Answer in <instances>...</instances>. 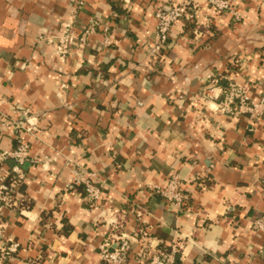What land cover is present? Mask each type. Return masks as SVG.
<instances>
[{"label":"crops","instance_id":"1","mask_svg":"<svg viewBox=\"0 0 264 264\" xmlns=\"http://www.w3.org/2000/svg\"><path fill=\"white\" fill-rule=\"evenodd\" d=\"M182 1L0 0V122H14L0 154L29 147L0 227V251L19 250L0 264H105L100 247L121 235L127 264L173 249L179 264H264L253 228L264 216V117H229L215 109L222 97H204L214 78L216 97L229 82L264 94V0L237 3L238 19L198 0L149 61L157 9ZM74 11L79 29L100 27L62 61L38 36L62 35ZM92 173L104 182L97 204L75 185ZM175 174L181 209L155 193Z\"/></svg>","mask_w":264,"mask_h":264},{"label":"built area","instance_id":"2","mask_svg":"<svg viewBox=\"0 0 264 264\" xmlns=\"http://www.w3.org/2000/svg\"><path fill=\"white\" fill-rule=\"evenodd\" d=\"M198 0H184L177 3H168L158 8L155 13V42L148 50L147 58L149 61L156 62L163 56L166 49L174 25L182 18L187 20L194 19L195 10ZM208 5L219 13H231L235 19L239 18L237 11V3L244 4L247 0H205ZM75 11L72 12L71 18L61 25L63 34L57 37L47 36L46 33H40L38 36L39 42H47L54 46L57 55L62 61H66L72 53L74 46L83 48L87 45L88 37L96 33L100 27V22L92 20L88 28L85 30L79 29V25L75 20ZM104 44L106 47L112 45L110 28H104ZM218 79L212 80V88H209L206 96L209 99H222L215 105L216 111L219 113L233 117H247L250 119H258L264 117V94L258 99H254L250 94L248 86L237 82H229L222 89L220 96H215L213 92L216 90ZM214 95V96H213ZM0 130L9 128L14 125V122H0ZM29 158V147L23 142L15 149L9 152L0 154V227L2 226L3 211L12 209L16 206V193L26 179L24 166ZM13 161L14 164L10 167L7 164ZM97 173H92L88 177L84 174H79L75 178V185H83L85 189V197L90 203L97 204L102 198V185ZM155 193L160 195L169 206L176 209H181L188 200L187 195L183 190V182L179 175H173L165 186L155 188ZM253 228L256 232L264 235V216L257 218L253 222ZM131 243L128 238L121 235L117 238V242H105L100 247V256L105 264H127L129 253L131 251ZM19 250L18 244H6L0 251V258L3 260L14 257ZM178 251L173 249L168 251H157L149 258L148 264H177Z\"/></svg>","mask_w":264,"mask_h":264},{"label":"trees","instance_id":"3","mask_svg":"<svg viewBox=\"0 0 264 264\" xmlns=\"http://www.w3.org/2000/svg\"><path fill=\"white\" fill-rule=\"evenodd\" d=\"M114 9H116V10L118 11V9L115 8V6H114ZM189 21H193V19H190ZM84 193H85V192H84ZM84 195H85V194H84ZM157 195H158V194H157ZM158 196H160V195H158ZM66 230L69 231V230H71V229L66 227ZM177 264H179V263L177 262Z\"/></svg>","mask_w":264,"mask_h":264},{"label":"water","instance_id":"4","mask_svg":"<svg viewBox=\"0 0 264 264\" xmlns=\"http://www.w3.org/2000/svg\"><path fill=\"white\" fill-rule=\"evenodd\" d=\"M9 163H11V164H14V162H13V161H10Z\"/></svg>","mask_w":264,"mask_h":264}]
</instances>
